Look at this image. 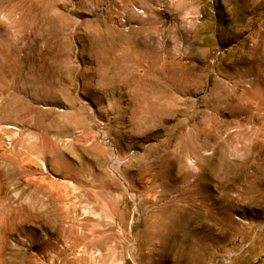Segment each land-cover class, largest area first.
<instances>
[{
	"label": "rangeland",
	"instance_id": "1",
	"mask_svg": "<svg viewBox=\"0 0 264 264\" xmlns=\"http://www.w3.org/2000/svg\"><path fill=\"white\" fill-rule=\"evenodd\" d=\"M0 264H264V0H0Z\"/></svg>",
	"mask_w": 264,
	"mask_h": 264
}]
</instances>
